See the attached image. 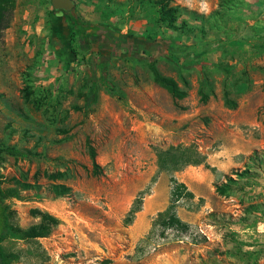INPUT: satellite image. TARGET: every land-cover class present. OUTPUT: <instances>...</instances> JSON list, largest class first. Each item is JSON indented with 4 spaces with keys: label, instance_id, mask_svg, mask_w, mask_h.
<instances>
[{
    "label": "rangeland",
    "instance_id": "rangeland-1",
    "mask_svg": "<svg viewBox=\"0 0 264 264\" xmlns=\"http://www.w3.org/2000/svg\"><path fill=\"white\" fill-rule=\"evenodd\" d=\"M72 1L74 8L64 14L54 13L50 0H17L0 40V147L23 153L1 155L2 188L11 194L6 202L22 229L39 223L35 210L59 222L45 238H6L4 250L18 255L14 264H264V146L252 152L245 169L225 177L238 181L227 195H218L213 183L202 188L201 198L177 204L179 218L189 224L186 234L155 224L156 210L138 224L145 202L157 198L158 209L167 207L172 177L180 182L197 174L192 168L197 165L184 163L176 172L160 170L158 153L191 149L206 163L204 153L221 145L209 144L211 134L235 113L216 96L208 106L204 90L207 94L191 93L186 107L165 104L171 117L158 120L136 87L150 83L147 63L163 29L143 20L137 0ZM71 17L100 25V33L83 42L71 39ZM132 20L143 21L140 34L129 25ZM107 30L129 36L138 49L116 50ZM198 35V30L189 34V42ZM166 41L163 51L171 47ZM102 73L111 90L100 82ZM92 81L98 85L97 103L84 109ZM258 120L264 127V106ZM58 173L60 178L51 179ZM53 185L70 191L58 196ZM137 196L141 212L125 225ZM250 204L258 211L246 212Z\"/></svg>",
    "mask_w": 264,
    "mask_h": 264
},
{
    "label": "crops",
    "instance_id": "crops-1",
    "mask_svg": "<svg viewBox=\"0 0 264 264\" xmlns=\"http://www.w3.org/2000/svg\"><path fill=\"white\" fill-rule=\"evenodd\" d=\"M172 5L194 13V18L183 16V19L192 27L202 25L204 32L189 42L187 35L163 29V35L154 42L156 51L151 61L161 75L174 79L187 95L174 100L153 82L151 73L150 83L136 87V91L148 102V108L156 112L158 120L171 117L163 107L165 104L174 108V102H179L186 107L190 94L199 91L204 94H207L204 90L208 91V106L216 96L225 108L222 91L230 92L228 98L236 104L232 109L234 117L222 118L208 141L209 144L210 140L221 141L214 153H204L210 169L193 166L197 174H188L180 181L192 192L194 198L190 201H195L202 197L204 186L225 182L232 170L245 169L252 152L264 146V127L258 120V109L264 106V99L255 97L264 95V0H174ZM129 25L140 34L144 23L132 20ZM166 39L174 48L172 52L162 50ZM233 91L238 94H232ZM198 142L210 146L206 140ZM227 202L230 200L225 199L224 203ZM158 208L157 198L145 202V214L138 217V224L154 210L155 214L165 210Z\"/></svg>",
    "mask_w": 264,
    "mask_h": 264
},
{
    "label": "trees",
    "instance_id": "trees-1",
    "mask_svg": "<svg viewBox=\"0 0 264 264\" xmlns=\"http://www.w3.org/2000/svg\"><path fill=\"white\" fill-rule=\"evenodd\" d=\"M17 0H0V40L3 37L4 31L9 27L10 19L13 11L16 7ZM174 0H137V6H140L141 12H143V20H147L149 23L165 30L173 31L178 35H189L198 30L199 35H202L204 30L202 25L192 27L188 25L187 21L183 19V16L194 18L195 14L188 12L184 8L179 6H173ZM54 13H57L53 9ZM59 12V11H58ZM66 14V13H64ZM142 17V15H141ZM71 39L76 38L80 42H83L86 38H96L100 33L101 26H91L90 24H81L78 20L71 17ZM108 31V36L112 46L117 49H125L128 51H136L138 45L136 42H131V39L127 35H115L114 32ZM127 39V40H125ZM140 47V46H139ZM142 47V46H141ZM174 48L169 49L173 51ZM144 52L146 50L144 49ZM147 67L152 75L153 82L159 87L165 89L173 99L181 100L186 97V92L181 90L177 82L169 77L161 75L156 69L154 61H148ZM100 82L108 90L109 82L106 80L103 73L99 76ZM185 83V82H184ZM28 98V93L25 94V99ZM225 106L234 109L236 107L235 102L228 98L227 93H224ZM84 109H89L91 105L97 103L98 99V85L95 81H92L88 86V92L85 97ZM80 109V108H76ZM5 153L9 156H22L23 153L11 147L2 148L0 147V159L1 155ZM88 154L92 161V167L94 173H97L99 166L96 163V154L93 146L88 144ZM186 157L184 160L183 158ZM254 159V158H253ZM201 165L207 169L210 167L205 163L204 157L198 154L196 151L180 147H170L167 150L160 151L157 155L158 168L163 171L176 172L179 170L181 164ZM247 173H250L249 168ZM240 176V175H239ZM51 179H57L61 177V174H52ZM172 187L170 192V201L164 211L157 214L156 223L164 230H174L181 234H186L189 231V224L182 221L177 215V204L181 200H192L194 198L192 192L188 187L177 181L175 178L170 180ZM237 180H233L230 177L226 178V182L215 185V191L220 196L227 195L234 188V184H237ZM52 189L58 196L69 193L70 189L64 185H53ZM11 197L8 190H3L2 181L0 177V264H14L18 260V255L14 252H7L4 250L2 244L8 237H16L26 241L38 240L40 238L47 237L52 230L58 225V219L50 215L47 212H41L35 210L33 212L34 217L40 219L39 223L22 229L13 223L14 212L11 210L9 204L6 202L7 198ZM142 198L137 196L129 210L127 211L124 224H132L135 215L141 210ZM246 212L258 211L254 204H250L245 210Z\"/></svg>",
    "mask_w": 264,
    "mask_h": 264
},
{
    "label": "water",
    "instance_id": "water-1",
    "mask_svg": "<svg viewBox=\"0 0 264 264\" xmlns=\"http://www.w3.org/2000/svg\"><path fill=\"white\" fill-rule=\"evenodd\" d=\"M55 11L68 12L74 8L72 0H50Z\"/></svg>",
    "mask_w": 264,
    "mask_h": 264
},
{
    "label": "flooded vegetation",
    "instance_id": "flooded-vegetation-1",
    "mask_svg": "<svg viewBox=\"0 0 264 264\" xmlns=\"http://www.w3.org/2000/svg\"><path fill=\"white\" fill-rule=\"evenodd\" d=\"M58 12V11H57ZM60 12V11H59ZM69 12V11H68ZM68 12H62V13H68Z\"/></svg>",
    "mask_w": 264,
    "mask_h": 264
}]
</instances>
